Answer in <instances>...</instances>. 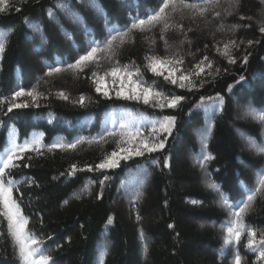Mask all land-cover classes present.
<instances>
[{
    "label": "trees",
    "instance_id": "1",
    "mask_svg": "<svg viewBox=\"0 0 264 264\" xmlns=\"http://www.w3.org/2000/svg\"><path fill=\"white\" fill-rule=\"evenodd\" d=\"M162 2L13 0V6L0 13V36L8 33L0 53V97L10 100L21 88L40 94L35 102L27 96L15 101L27 102L28 107L12 112L7 104L0 108V153L13 140L23 144L37 137L42 153L27 151L5 179L15 181L13 197L29 220L28 229L43 242L42 254L53 257L55 264H100L101 256L103 264H234L237 253L241 264H256V253L245 247L246 232L239 244L233 242L221 251L233 217L222 206L219 193L230 203L242 204L264 175V153L241 144L251 131V138L264 146V125L259 131L262 124L243 114L249 103L264 108V33L260 31L264 0H239L238 5L231 0H186L208 11L201 16L193 9H169L173 27L164 32V39L162 25L150 31L132 30L124 43L114 42L110 58L99 52V60L83 70L68 68L92 47L104 48L110 36L129 28L134 19L146 18ZM232 25L238 27L233 30ZM230 41L236 45L230 48L234 64L222 54ZM152 56L183 58L175 65L181 70L177 76L198 71L194 66L205 56L212 68L205 66L194 80L197 87L189 90L151 73L145 57ZM125 65L128 70L139 69L146 86L184 99L176 108L160 109L94 90V80ZM54 68L61 71L49 74ZM217 94L224 98L222 106ZM81 95L86 98L83 105L74 103ZM163 116L176 118L163 148L121 159L115 168L87 170L85 165L95 166L117 150L122 124L147 136L152 121ZM209 126L202 149L201 133ZM58 143L76 147L49 149ZM206 155L213 159L202 168L197 160ZM72 165L78 170L68 175ZM209 183L217 184L219 192ZM137 193L142 195L138 198ZM244 223L264 232V194L256 195ZM0 264H20L3 216Z\"/></svg>",
    "mask_w": 264,
    "mask_h": 264
},
{
    "label": "snow or ice",
    "instance_id": "2",
    "mask_svg": "<svg viewBox=\"0 0 264 264\" xmlns=\"http://www.w3.org/2000/svg\"><path fill=\"white\" fill-rule=\"evenodd\" d=\"M218 2V0H217ZM231 3L234 5L239 4V0H231ZM13 6V0H0V13L7 12L9 8ZM96 6V5H94ZM58 7H65L64 5H58ZM178 7L193 9L194 14H199L204 16L208 11L206 7H201L195 3H188L186 0H163L159 5L158 10H154L152 14L147 15L143 19H134L129 28H126L124 31H117L115 35L110 36L107 40L104 48L99 46L92 47L84 55H81L74 64L68 65L69 69L83 70V68L91 62L99 60L98 53L104 52L111 57L112 49L114 42L119 40L120 43H124L126 38L129 36L132 30L138 31H150L158 25H162L161 30V39H164V32L167 31L170 27H173L168 21L171 15L169 9L172 12H175ZM19 8H16V11H19ZM231 14V13H228ZM51 15V13H50ZM213 15L219 17V12H214ZM243 19V17H241ZM175 27L179 28V25ZM221 28L223 25L220 26ZM235 30L238 25L231 26ZM260 31L264 33V26L260 27ZM8 33L5 32L0 36V53L4 52L5 44L7 42ZM249 44H252L253 41L249 40ZM167 46V43H166ZM236 46L234 41L224 44L223 46V55L228 57L229 63H236V59L230 55V48ZM220 51V49H217ZM148 60L147 69L157 76H163L166 81H170L172 84H178L180 88L188 87L189 90L197 87V84L194 82L195 78L200 77L204 72V67L211 69L212 62L208 57H204L197 65L194 67L198 69L195 73L188 72L186 74L176 75L177 72L181 71L175 65L182 64L183 58L171 59V58H160L156 56L145 57ZM248 56L243 57V62L247 63ZM60 68H54L50 70L52 72H60ZM167 72V75L164 73ZM139 69L135 73L128 70L127 65L123 69L119 67H113L109 73L106 75H112L120 79V89L117 91L116 95L119 97H124L129 100H142L144 104H151L153 107L164 109V108H176L180 102L184 99L182 96L173 95L167 96L162 92L157 91L154 87L145 86L142 81L138 79H133V76H139ZM212 75L211 72L208 73ZM216 74H219V69L216 70ZM96 73H93V76H96ZM241 80H244V77H240ZM103 81V77L99 78L97 82L96 91L100 92V82ZM204 83L203 80L200 82V86ZM232 89V86L229 85V90ZM63 99H68L67 95L63 92L58 93ZM108 92L105 90L104 95L108 96ZM40 95L35 90L25 91L21 88L18 91L12 93L11 99L0 97V108L7 104V111L12 112L15 108H24L28 107V103H16L17 98L20 97H30L33 102L36 101L37 96ZM83 95L80 96L78 101L74 103H80L83 105L85 101ZM209 100L213 98L209 97ZM219 101V104L222 106L224 104L223 96L217 94L215 98ZM204 98H201L203 102ZM215 111V108L212 109ZM7 114V113H5ZM244 118H251L254 121H257L264 125V108L257 109L254 108L250 103L245 105L243 108ZM175 117L174 116H163L158 120L152 121V129L149 135H142L139 128H136L135 131L131 129L128 125H121L120 136L121 139L118 140L117 150H114L110 154H106L99 163L92 165H85L88 171H95L100 169H110L119 166V161L121 159L128 160L132 156H143L145 152L151 153L157 151L164 147V142L167 140L168 135H171L173 128L175 126ZM211 132V126H209L204 132L201 133V143L202 149L206 147L207 143V134ZM161 133H166L163 138L160 137ZM110 135H115L111 133ZM248 146L255 149V151L264 153V146L258 145L256 141L251 137H246ZM91 142V141H90ZM79 143V141H77ZM40 139L39 137L31 140L25 141L23 144H17L15 140L12 141L10 148L5 152L0 153V216H3L7 220L8 232L12 237L14 245L16 247L17 255L20 261V264H55L53 257L50 255L42 254V241L36 238V235L29 231L28 224L29 220L25 217L21 211L19 203L13 197V185L15 181L13 179H5L9 175V170L19 167L17 163L18 160L24 158V154L27 151H35L38 155L42 154L40 152ZM49 149L56 148H68L74 149L76 144L64 145L62 143L52 144L48 146ZM213 159L210 155L204 156L202 160H197V163L204 168L208 160ZM155 163V161H153ZM27 166V165H25ZM165 166H167V159H165ZM77 166L72 165L71 171L68 175H74L77 171ZM82 170V169H80ZM105 180L108 177L104 178ZM103 185L104 181H100ZM259 186L254 192H251L247 196V199L242 202V204H233L230 203L229 198L223 193H219L221 204L223 207L229 210L230 215L233 217L228 222V226L225 229V235L223 236V245L221 251L224 250L225 246H230L233 242L237 244L240 243L242 235L247 233V243L245 247L256 253V264H264V232L257 233L251 227H248L244 223V215L247 210L250 208L251 203L255 200L258 193L264 194V175L259 177ZM208 187L214 191L219 192V186L215 183H209ZM87 188V185H85ZM83 190V189H82ZM142 195V193H137V197ZM64 203H67L65 201ZM192 203H198L197 201H192ZM233 209H235L233 211ZM111 217H109L108 223H111ZM171 227V225L169 226ZM259 236V238H257ZM145 252L147 247L145 246ZM242 257L237 253L234 256V264H241ZM100 264H103V257L100 258Z\"/></svg>",
    "mask_w": 264,
    "mask_h": 264
},
{
    "label": "rangeland",
    "instance_id": "3",
    "mask_svg": "<svg viewBox=\"0 0 264 264\" xmlns=\"http://www.w3.org/2000/svg\"><path fill=\"white\" fill-rule=\"evenodd\" d=\"M263 12V11H262ZM262 12H261V14L260 15H262ZM129 71H131V72H133V73H135L136 72V70H129ZM151 72V71H150ZM152 73V72H151ZM168 73L167 72H165L164 73V75H167ZM177 75V74H176ZM103 77V81L102 82H100V88H101V91L100 92H98L99 94H103L104 95V91L106 90L109 94H108V96H117L116 95V93H117V91H119V89H120V79L121 78H118V77H114V76H112V75H104V76H102ZM163 77V76H162ZM101 78V77H100ZM133 79H138V80H140V81H142V79H141V76L139 75V76H133ZM99 81V78L98 79H96V80H94V84H93V86H94V90L96 91V88H97V82ZM144 84V83H143ZM145 85V84H144ZM146 86V85H145ZM97 92V91H96ZM117 97H119V96H117ZM120 98H124V97H120ZM133 101H136V102H143L142 100H133ZM263 125H261V126H259V128H258V130L260 131V129H261V127H262ZM247 130V129H246ZM247 131H249V130H247ZM250 133V136L249 137H253V135L251 134V131L249 132ZM242 145L243 144H246V143H248L247 142V139L246 138H242ZM124 197H125V195H123L122 197H120V199L122 200V203H124L125 202V199H124ZM123 208H124V206H123V204L121 205ZM148 213H146V215H147ZM145 215V214H144Z\"/></svg>",
    "mask_w": 264,
    "mask_h": 264
}]
</instances>
